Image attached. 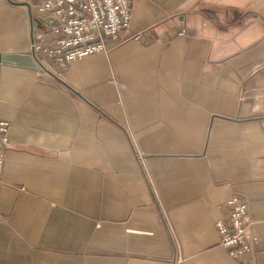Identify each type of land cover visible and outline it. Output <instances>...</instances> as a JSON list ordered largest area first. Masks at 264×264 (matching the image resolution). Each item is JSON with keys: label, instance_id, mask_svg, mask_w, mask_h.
<instances>
[{"label": "crops", "instance_id": "1", "mask_svg": "<svg viewBox=\"0 0 264 264\" xmlns=\"http://www.w3.org/2000/svg\"><path fill=\"white\" fill-rule=\"evenodd\" d=\"M43 1L0 0V55ZM129 4L107 54L0 62V264H241L215 229L233 196L264 264V0Z\"/></svg>", "mask_w": 264, "mask_h": 264}, {"label": "built area", "instance_id": "2", "mask_svg": "<svg viewBox=\"0 0 264 264\" xmlns=\"http://www.w3.org/2000/svg\"><path fill=\"white\" fill-rule=\"evenodd\" d=\"M45 30L33 32L29 51L38 70L53 72L75 60L107 54L118 46L129 29V0H44L37 9ZM9 123L0 120V195L8 142ZM228 218L215 223L219 245L229 258L255 264L258 237L246 203L233 196Z\"/></svg>", "mask_w": 264, "mask_h": 264}, {"label": "water", "instance_id": "3", "mask_svg": "<svg viewBox=\"0 0 264 264\" xmlns=\"http://www.w3.org/2000/svg\"><path fill=\"white\" fill-rule=\"evenodd\" d=\"M0 62L3 64L38 70V65L36 64L30 51L22 52L19 54L0 55Z\"/></svg>", "mask_w": 264, "mask_h": 264}, {"label": "rangeland", "instance_id": "4", "mask_svg": "<svg viewBox=\"0 0 264 264\" xmlns=\"http://www.w3.org/2000/svg\"><path fill=\"white\" fill-rule=\"evenodd\" d=\"M41 71V70H40Z\"/></svg>", "mask_w": 264, "mask_h": 264}]
</instances>
